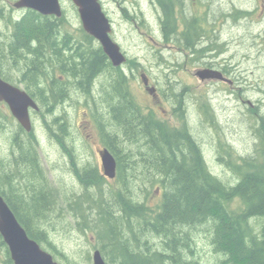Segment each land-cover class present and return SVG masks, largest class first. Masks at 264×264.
I'll return each instance as SVG.
<instances>
[{
  "label": "trees",
  "instance_id": "1",
  "mask_svg": "<svg viewBox=\"0 0 264 264\" xmlns=\"http://www.w3.org/2000/svg\"><path fill=\"white\" fill-rule=\"evenodd\" d=\"M160 3L167 17L174 14V2L161 0ZM63 19L64 15L55 18L32 9L15 15V11L11 13L0 0V75L12 80L5 72L12 66L26 78L25 85L32 96L46 94L48 91L38 87L35 79L46 74L48 62L43 59L50 50L54 70L60 75H56L51 83L55 100L43 102L45 107L66 101L76 83H80L79 89L85 92L82 78L90 83L92 95L98 76L111 65L93 36L82 26L79 31L83 39L73 36L70 29L63 27ZM6 60L8 66H4ZM61 76L70 80L69 94ZM118 79V83L108 84L110 91L102 93L103 102L112 107L113 97L119 99L117 126L120 133L128 138H131L129 127L133 125L128 122L135 118L143 122L141 125L147 122V131L139 138L146 139L148 143L151 135L155 136L153 142L148 143L153 155L152 166L146 159L141 160L150 166L148 185L152 182L162 186L161 199L151 205L145 198L147 183H139L138 188V172H126L124 168L145 166L140 164L136 167V154L129 150L132 142H136L134 138L124 141L120 138V148L115 151L120 188L109 190L105 182L99 181L92 186L101 192L98 197L87 189L90 181L81 177L86 191L73 203L74 206L71 205L75 207L72 218L80 230H94L101 242L99 249L108 264H204L196 242L199 234L209 238L219 264H264V145L261 147L263 160L254 154L239 158V162L237 159L230 162L237 177L235 181L226 183L210 168L198 140L192 139L189 133L180 135L176 127L166 122L151 121L152 118L144 117L140 109L134 110L128 103L133 100L121 72ZM53 107L51 105L49 110ZM149 120L151 124H148ZM22 130L25 134L13 137L16 155L7 167L0 165V194L10 204L29 236L56 257L60 251L51 237L48 220L54 218L50 211L57 207V191L46 177L37 150L39 140L33 132ZM64 132L63 124L62 135ZM180 153L184 158L179 162ZM143 191L145 197L135 194ZM235 201L239 203L237 207ZM108 204L111 208L116 206L108 209ZM87 214L94 216L91 222ZM3 245L7 263L14 264L8 246L4 242Z\"/></svg>",
  "mask_w": 264,
  "mask_h": 264
},
{
  "label": "rangeland",
  "instance_id": "2",
  "mask_svg": "<svg viewBox=\"0 0 264 264\" xmlns=\"http://www.w3.org/2000/svg\"><path fill=\"white\" fill-rule=\"evenodd\" d=\"M1 1L3 5H5L7 10L11 11V13L15 11V15L22 14L23 11H21L14 5L17 0ZM191 1L192 0H187V5L193 10L198 11L200 7H196V5ZM62 2L64 8V19L62 21V23H64L63 27L66 29H70L73 36L83 39L82 32L79 31L82 23L78 8L73 4L71 0H62ZM123 2H127V5L130 7L131 11L129 12V19H126V17L123 15ZM103 4L106 12L112 18L115 26L113 37L128 49L130 55L133 58L137 57L136 59L140 61V64L134 65L136 66V70L146 67L152 73V76L156 78H159V76H161L163 79H166V77H175L179 79L182 78L181 80L184 81L187 80V82L192 80L190 77L191 72L187 70H181L178 74L170 68H168L166 72L162 71V58H166L171 61V59L173 60V58H177L178 56L176 54L173 56L172 52L169 50L165 53L159 52V43H161V37L158 29L156 28L155 32L153 27L155 25H158V16L161 8L156 3H154L153 0H103ZM202 13H204V11ZM131 15H133L134 17L132 18ZM121 17H124L123 19L126 22H123L121 20ZM143 18H145V20L144 22H141V19ZM246 22L247 23H244L243 27L246 26V30L248 31L264 30V22L257 23V19L255 18L253 21L249 20L248 18ZM2 24L3 27L6 26L4 21L2 22ZM138 37H141V42L139 41ZM261 48L264 50L263 42L261 43ZM261 60V64L263 65V67L255 70L256 79H252H255L256 82H261V87H250V89H247V92L245 91L246 99H250L252 101L259 100L258 102H255L256 104H261V109L259 110L252 107L248 102L236 100L234 95L230 96L228 95V93L225 94L224 90L215 92L216 88H210L207 85L197 84L196 82H192V88H186V90L184 91L185 93L189 94V99H192L191 97L194 98L192 100L196 109V111L193 110V107L191 109L192 117L189 120L190 125L187 128L188 132H185L186 134L189 133L192 136V139H199L198 142L203 145V148H206V150L208 151V155L206 156V158L208 164L210 165V168L226 183L235 181L237 174L230 166V163L222 165L219 164L220 162H218L217 160L216 163L212 161L213 155H221V152L217 153L216 151L217 148H220L221 151L223 148V145L218 142L220 137L223 141L227 142V145L225 144V147L228 149V153H230V150L233 152L231 156V162L236 161V159L237 162H239L238 156L247 157L254 154L256 156L258 155V159H262L261 147L264 145V55ZM4 66H8V60H6V65ZM5 72L9 75L10 78H12L13 82L19 81L18 75H20V72L17 71V69L11 66L6 68ZM56 75H60L59 71L56 72ZM118 78L119 75L117 76V83L119 80ZM97 79H99V76ZM101 82L106 83L104 77L101 78ZM18 84L25 88V84ZM79 88L80 87H76L75 84L74 91H72L71 95L67 97V99H70L71 102H74V105L69 104L70 107H68L73 127L71 131L76 132L75 142H73L75 144V148L74 150H72L73 158L69 157L68 152L65 151L66 149L62 145L63 137H60V141H57L55 137V131H57L58 136L61 131L60 126H62V123H64L62 118L64 113L62 102L64 100H61L60 102L58 101L57 104H55L54 109L51 108V112L48 113L44 111L43 113H41V115H39L38 121L42 129L38 128V131L36 130L39 138L37 150L39 151L46 177L49 180L50 184L56 189L58 197L60 195L69 197L72 204L77 202L80 195L83 196V193L86 191V188H84L79 180L73 176V161L77 159L80 163L81 161L89 159L95 164L97 163V161L99 162V153L98 148L96 147V143L99 142L100 145L101 141L95 134L90 132V127H87L86 123L84 122L92 120L90 113L87 112L88 105L84 102V99H90L92 103H99L97 104L98 112L102 111L99 105L104 103L96 98H92L93 96L91 95V93H88L89 97H87L85 95V92L88 91L85 89L86 91L84 92ZM84 88L87 87L84 86ZM107 88V90L110 91V86H108ZM162 88V90H164L163 92H165L167 96L173 98L178 96L175 93H177V89L179 88L175 87L173 84L168 86V84L166 83L162 85ZM129 90L131 96L134 97L141 105L144 106L147 104H152L149 103V101H151V95L145 89L140 73H138L137 78L132 79ZM79 96L83 97L84 99L81 98V101H78L77 99ZM207 100H211L216 108L219 107L218 110H216L217 113H215V116L218 117L220 124H212L206 119V114L203 113L202 109L204 108V104H206ZM118 102L119 99H117V101L115 100L111 108L117 111L115 116L113 115V110L109 109L110 105L108 103H104V106L107 107L105 109L112 113L108 114V116L106 115L104 118H100V122L105 125V130L107 132L106 136L108 138L116 135L118 131L120 133L119 127L117 126V113L119 111ZM163 107L166 109L167 114H164L163 111L158 108L156 117L165 120L166 123L170 124L171 126L179 124L178 120L180 118H178L179 116L176 114V112L171 109L172 105L167 100L165 101V103H163ZM199 107H201L200 110ZM43 109L45 110L46 107L43 106ZM60 112L62 113L60 114ZM180 115L182 117V121H185V113H182V111H180ZM209 115L211 117L212 112H210ZM57 116H59L57 118V122L59 121L60 125H58L55 120H50L55 119V117ZM107 117L108 119H112V122L110 124L109 121L106 120ZM194 119H197V124ZM10 121H12V119L9 116V111L3 104L0 103V122L2 126L3 124L7 125L5 129L0 128V165H2L3 162L1 163V161L3 160V158H5V156L7 161L13 158L11 154V147L13 145L12 140L14 133L20 130V126L16 120L15 122H12V124H10ZM105 121H107L109 125H107ZM140 121V119L135 118V120H131V122H128L130 124L133 123V125H130L131 127H129L131 131L128 133V135H130L131 138H134V140L136 141L135 143L132 142V148L130 147L131 145L129 146V150L132 149V153H144L150 151L149 146L146 145L147 143L145 142V139L142 140L141 138H139V136H141L143 133V129L140 128L139 125L137 126V123ZM199 121H203V123L207 124V130H200L201 125L199 126ZM126 127L127 126L125 125L124 128ZM49 130H52L53 132L51 133ZM112 130L113 133H111ZM48 133L52 135L51 138ZM89 133L92 134L90 138L87 137V134ZM109 135H111V137ZM120 138L123 140L131 139L128 138V136H126V134L124 133L120 135ZM116 144L120 145L119 141ZM138 170L139 178L136 181V186L140 188L139 183L142 184L143 182H146L148 185V180L151 177V173H148L143 167H140ZM105 187L109 190L112 189L116 191L120 188V181L118 180V178L108 179V181L105 182ZM162 190L163 188L159 183H149L147 198L151 205L154 206L160 201ZM99 195L100 194H98L97 196L99 197ZM107 200H109V198H107ZM234 205L235 207H237L239 205L238 201H235ZM115 206L116 205H114L113 208H111L112 206H109V209H114ZM74 208H72V211L74 210ZM62 209L63 208H60L59 210L56 209L52 214L54 217L53 220H48L50 221L48 226L50 227L51 237L58 250L60 251L58 252V254H56L55 259L59 264H67L68 261H70L71 264H92L93 253L96 248L101 247V242L94 233L93 229L89 228L87 229V231L80 230L77 222L72 218V215H68V212H64L65 214H63L61 211ZM87 217H89L88 221L91 222L90 219L94 216H89V214H87ZM196 242L197 247H199L198 250L202 255L204 264H219L218 255L213 249L212 245L209 243L208 237H206L204 234H199L198 237H196ZM3 248V239L1 237L0 264H8L7 258H5L6 255L4 256L3 253Z\"/></svg>",
  "mask_w": 264,
  "mask_h": 264
},
{
  "label": "flooded vegetation",
  "instance_id": "3",
  "mask_svg": "<svg viewBox=\"0 0 264 264\" xmlns=\"http://www.w3.org/2000/svg\"><path fill=\"white\" fill-rule=\"evenodd\" d=\"M103 3V0H101ZM120 1V0H117ZM154 3H156L158 6H160L161 0H153ZM170 2L175 3V9L174 14L172 16L167 17V14L164 9H162L159 12V18H158V25H155L153 29L156 32V28L159 31L160 37H161V43L160 44V53H165L166 51H171L172 55L175 54L178 56L177 58H173L168 60L166 58H162L163 65H162V71L166 72L168 68L173 69L177 74L181 70H187L191 72V79L187 82V80H181L179 78L175 77H166V79H163L161 76L159 78H156L152 76V73L146 68H141L136 70V64H140V61H138L137 57H132L128 51L127 48H125L121 43H119L118 40H116L113 37V31H114V23L112 21L113 30L111 33V36L115 42H117L123 53L126 55L127 59L124 64L121 66H114L110 58L107 56V54L104 52L102 45L100 42H98V45L101 46L102 51L106 54V61L110 62L111 65H108L106 70L103 71V73L99 76V79L96 80L97 87L93 89L92 98H96L99 101H104V94L108 90V84L115 81L117 83V76L119 75V72L123 74V77L125 78L126 82L130 86L132 79H135L138 77V73H140V76L143 81V85L145 86V89L149 92L151 95V101L147 105H141L134 97H132L133 101H130V105L132 108L136 111L141 110V114L144 117L152 118L153 120H158L160 122H166L163 119H160L156 117L157 115V109L160 108L164 114H167L166 109L163 107V103L167 100L172 105V110L176 112V114L180 118L178 120L179 124L175 125L174 127L177 128L178 132H180V135L186 134L185 130L190 125L189 120L192 117V107L193 110L196 111L194 107L193 97L192 99H189V94L185 93L184 91L186 88H192V82H196L197 84H203L207 85L210 88H216V91L224 90V93L230 96L234 95L236 100H240L242 102H248L252 107L259 110L261 109V104H256L257 101H252L250 99H246V92L247 89H250V87H261V82H256V69H260L263 67L261 64V58L263 57L264 50L261 48V43H264V30L259 31H248L246 30V26L243 27L244 23L246 24L247 19L253 21L254 18L257 19V23H263L264 22V0H192L191 2L196 5V7H200L198 11L193 10L191 7L187 5V0H170ZM124 6L122 7L123 15L126 17V19H129V12L130 7L127 5V2H123ZM24 11V10H21ZM204 11V13H202ZM254 16V17H253ZM133 18L134 16L131 15ZM124 17H121V20L123 22ZM141 22H144L145 18L141 19ZM139 41L141 42V37H138ZM169 48V49H168ZM44 62H48L47 66L48 69L46 70V74L42 77H36V81L38 84V87L46 89L48 92L44 95L35 94L32 97L38 104V109L30 108V114L32 118L33 128L32 131L34 135H36V139L39 140L38 135L36 133V130L38 128L42 129L40 126V123L38 121L39 115L43 113L46 109L49 112V109L51 105H47L46 109H43V102H53L55 100V97L53 96V92L51 90V83L54 81V78L56 76V72L54 70V58L51 55V52L49 50L48 55H44ZM249 65H255V66H249ZM207 69L209 70V76H203L200 74L201 70ZM151 73V74H150ZM1 76V75H0ZM19 81L13 82L11 79L4 78L6 81L19 86L20 88L26 90L28 93L27 86L25 85V88L22 87L18 83L25 84L26 78L22 77V75H18ZM105 78L106 83L101 82V78ZM63 79L64 84L68 86V94L70 93V80L69 78H66V76H61ZM255 78L254 80H252ZM82 83L87 87L85 88L88 93H90V83L88 80H85V78L81 79ZM164 80V81H163ZM84 81V82H83ZM80 82V81H79ZM163 82V83H162ZM174 85L175 87L179 88L177 89L178 96L173 98L166 95L164 90H162V85L164 84ZM247 83H253V84H247ZM255 83V84H254ZM111 85V84H110ZM76 87H80V83H76ZM181 87V89H180ZM97 90V91H95ZM113 90V86H112ZM227 90V91H226ZM246 91V92H245ZM38 92V91H35ZM88 93H85L87 97H89ZM30 94V93H29ZM31 95V94H30ZM70 96V95H69ZM81 96L78 97V101H81ZM84 99V98H83ZM126 99V98H125ZM197 99V98H196ZM117 101V98L115 96L113 97V101ZM191 100V101H190ZM84 102L88 105V113H90L92 120L84 121L86 123L87 127H90V132L95 134L98 139H100L101 144L99 145V142L96 143V147L98 148L99 153V162L93 163L89 159L79 161L75 159L73 161V176L79 180V182L85 187L82 179L90 181V185L88 186V190L90 192H94V194L97 196L100 191L98 187H92L93 185H97V182L102 181L106 182L108 179H116L118 178V160L117 155L115 151L118 152V149L120 148L118 144H116L119 140V131L111 137L108 138L106 136V130L105 125L100 122V118H104L106 115L110 114L111 112L106 110V106L103 104H100L101 112L97 111V102H93L90 99H84ZM133 102V103H131ZM198 102V101H196ZM262 102V101H261ZM1 104L5 106V108L9 111V116L11 117L12 121H10V124L12 122L17 121V123L20 126V130L14 133V135L19 134H25L22 130V126L19 123V121L14 117L12 114L9 105L5 101H0ZM63 121L65 126V132L62 135L61 131H63V125L60 127L61 131L59 135L57 136V131H55V137L56 140L60 141V137H63V146L66 149L65 151L68 152L69 157L73 158L72 150L75 148V131H71L73 129L72 122H71V116L68 107L70 105H74V102L70 101V99H67L66 101H63ZM91 103V104H90ZM119 103V102H118ZM70 104V105H69ZM197 104V103H196ZM119 106V105H118ZM110 107L109 109H111ZM219 108V107H218ZM214 106V104L211 102V100H207L206 104H204V108L202 109L203 113H205L206 119L210 123H214L215 119H218L217 116H215V113H217L216 110H218ZM201 107H199V110ZM113 110V109H111ZM180 111L182 113H185V121H182V117L180 115ZM210 112H212V115L210 117ZM62 112H60L61 114ZM112 114V113H111ZM116 112L113 110V115L115 116ZM50 115V114H49ZM152 116V117H151ZM116 118V117H115ZM263 118V117H262ZM106 120L109 121V124L112 122V119L106 118ZM194 121L197 124V119H194ZM205 121V118H204ZM108 124L107 121H105ZM202 122V123H201ZM150 123V120L148 121V124ZM200 123V124H199ZM199 126L201 125L200 130H207V127L203 121H199ZM220 123V122H219ZM103 124V126H102ZM139 124L137 123V126ZM7 125L1 124V128H6ZM136 126V128H137ZM36 127V128H35ZM24 129V128H23ZM25 130V129H24ZM51 133L53 132L52 130ZM20 132V133H18ZM27 133V131L25 130ZM113 133V130L112 132ZM110 134V133H109ZM50 138L52 137L51 134L48 133ZM91 133L87 134V137H91ZM14 137V136H13ZM54 138V137H53ZM199 140V139H198ZM220 140V141H219ZM218 142H220L223 145L222 151L220 148H217V153L221 152V155L214 156L212 161L216 163V160L220 162L219 164H229L231 162V156L233 152L230 150L228 153V149L225 147V144L227 145L226 141H223L220 137ZM150 142V141H149ZM148 142V143H149ZM13 143V140H12ZM200 144V143H199ZM15 145H12L11 147V154L14 156L15 154ZM202 151V154L204 156L208 155V151L206 148H203V145H199ZM132 147V145H131ZM211 148V147H210ZM103 149H108L116 158L117 161V175L114 178H109L107 175H105L104 166L102 162V158L100 155V151ZM215 151V149H214ZM19 155L21 154V151L18 150L17 152ZM135 159L134 162L137 163L136 167H139L140 164H143L145 166L146 171H150L148 169V165H145L144 162L141 160L146 159V161L150 164L152 162L153 155L150 154V151L144 152V153H135ZM230 157V158H229ZM14 158V157H13ZM179 162L182 160L183 155L180 153L179 155ZM238 158H245V156H238ZM207 159V158H206ZM3 162V163H2ZM2 167H7L6 165L10 164V160L7 161L6 156L1 161ZM126 172H131V170H135V172H138V169H127L124 168ZM94 188V189H93ZM5 191V190H4ZM136 195L144 196L143 192H135ZM130 196L132 197L131 193ZM145 197V196H144ZM147 197V196H146ZM145 197V198H146ZM133 198V197H132ZM57 204V207L51 209V214L55 212V210H59L60 208H63L61 211L63 214L64 212H68V215H74V212L72 211V203L70 202L69 197H66L64 195H60L57 200L55 201ZM73 212V213H72ZM3 253L4 256L6 255V248L3 245ZM6 258V257H5ZM5 262V259H4Z\"/></svg>",
  "mask_w": 264,
  "mask_h": 264
},
{
  "label": "water",
  "instance_id": "4",
  "mask_svg": "<svg viewBox=\"0 0 264 264\" xmlns=\"http://www.w3.org/2000/svg\"><path fill=\"white\" fill-rule=\"evenodd\" d=\"M78 8L83 29L97 39L104 52L114 66H121L126 62V55L120 45L113 40L111 32L112 22L100 0H71ZM17 8H28L43 15H53L61 18L64 14L62 0H17ZM209 76V70L200 72ZM0 101H5L19 123L27 130L33 128L30 108L38 109L34 98L24 89L6 81L0 76ZM105 175L114 178L117 175V161L108 150L100 151ZM0 234L9 248L14 264H59L53 254L44 249L38 241L31 238L19 221L15 212L0 194ZM92 264H108L100 249L93 253Z\"/></svg>",
  "mask_w": 264,
  "mask_h": 264
},
{
  "label": "bare ground",
  "instance_id": "5",
  "mask_svg": "<svg viewBox=\"0 0 264 264\" xmlns=\"http://www.w3.org/2000/svg\"><path fill=\"white\" fill-rule=\"evenodd\" d=\"M103 4V3H102ZM108 14V13H107ZM109 16V15H108ZM110 17V16H109ZM111 19V18H110ZM112 22V21H111ZM64 43V42H63ZM86 93H88V92H86ZM57 104V103H56ZM91 104V103H90ZM51 105L52 106H55V104L54 103H51ZM52 109H54V107L52 108ZM48 112V111H47ZM49 112H51L50 110H49ZM48 112V113H49ZM51 121H53V120H55V119H50ZM148 120V119H147ZM57 122V121H56ZM151 122V121H150ZM143 122H138V124H139V126H140V128H142L143 129V132L145 133L146 131H147V129L145 128V124L147 123V122H144V125H141ZM214 123L215 124H220L219 123V120L218 119H215V121H214ZM60 123H58V125H59ZM151 124V123H150ZM36 128V127H35ZM38 131V130H37ZM51 132V131H50ZM14 133V132H13ZM147 133H149V132H147ZM121 134H123L122 132L121 133H119V140L118 141H120V135ZM36 136V135H35ZM155 136L154 135H151V137H150V140H148V141H152L153 142V140L155 139L154 138ZM121 140H123V139H121ZM124 141V140H123ZM199 141V140H198ZM145 142L147 143V140L145 139ZM146 145H149L148 143L146 144ZM101 193V192H100ZM110 195H111V193H110ZM46 196V195H45ZM146 199H147V197H146ZM45 201V200H44ZM109 203V202H108ZM111 205V204H110ZM109 204L106 206V208H108L109 209V206H110ZM26 213V212H25Z\"/></svg>",
  "mask_w": 264,
  "mask_h": 264
}]
</instances>
